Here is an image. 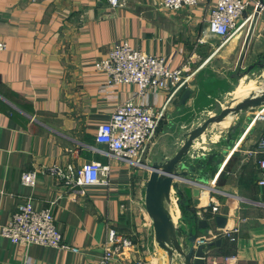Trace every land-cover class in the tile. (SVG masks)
I'll list each match as a JSON object with an SVG mask.
<instances>
[{"label":"crops","instance_id":"obj_1","mask_svg":"<svg viewBox=\"0 0 264 264\" xmlns=\"http://www.w3.org/2000/svg\"><path fill=\"white\" fill-rule=\"evenodd\" d=\"M122 1L111 8L105 0H0V40L6 46L0 51V230L30 198L35 210L52 209L62 243L77 249L21 248L0 235V264H99L110 229L134 243L128 260L155 263L157 246L144 206L148 166L173 156L183 141L181 129L217 114L227 104L224 97L235 106L242 98L231 96L234 68L246 70L264 56V13L254 14L224 41L206 31L217 0H196L194 7L178 11L165 10L161 0ZM247 1L245 17L257 0ZM124 41L164 58L171 70L182 69L190 78L170 102L162 93L150 96V111L163 109V118L142 167L117 162L106 145L95 141L99 126L136 92L134 85L109 86L97 67L114 44ZM185 90L190 94L181 104ZM262 114L264 109L255 113ZM230 125L226 120L209 127L208 140L223 145ZM263 134L264 122L256 116L243 121L242 132L234 134V144L207 181L210 189H200L197 198L191 195L184 224L192 216L209 224L207 234L195 227L198 239L220 230L212 217L195 216L209 206H217L216 216L226 218L224 228H239L235 242L217 239L220 244L206 253L205 264H264V187L256 183L261 155L250 154ZM206 141L202 137L193 146L194 159L200 150L209 154L200 148ZM91 162L108 166L106 184L75 187L61 176L68 167L77 171ZM53 167L59 175L45 172ZM32 170L37 176L29 188L20 176Z\"/></svg>","mask_w":264,"mask_h":264},{"label":"built area","instance_id":"obj_2","mask_svg":"<svg viewBox=\"0 0 264 264\" xmlns=\"http://www.w3.org/2000/svg\"><path fill=\"white\" fill-rule=\"evenodd\" d=\"M105 1L111 8H119L123 4L122 0ZM160 5L165 10L178 11L182 8L194 7L196 0H161ZM247 7V0H217L216 8L207 23V33L224 41L229 40L254 14L264 13V0H257L253 13L245 17ZM5 47V43L0 40V51ZM97 67L107 75L109 86L134 85L136 92L130 100L116 108L108 123L99 126L95 141L98 144L106 145L107 154L117 162L129 166H145L143 163L144 153L163 118V109L155 114L150 111V96L157 98L159 93H162L167 96L166 101L170 102L187 88L190 78L184 75L182 69L171 70L169 62L164 58L134 50L126 41L114 44L109 54ZM255 116L256 119L264 122V114ZM250 154L261 155L257 160L256 183L258 186L264 187V134L258 140L256 149ZM190 157L194 159L192 154ZM45 172L51 176L60 174V170L56 167ZM107 172L108 166L91 162L83 165L77 171L68 167L67 174H61V176L64 175L67 183L72 186L83 187L106 184ZM36 176V170L23 172L20 182L26 187L33 188ZM177 200V196L172 191L171 204L174 203L179 209V215L174 223L177 226H182L184 218L180 215ZM218 213L217 206H209L197 210L195 216H210L214 219L213 217ZM238 233V227L222 228L211 238H197L195 246H205L217 239L233 243L236 241ZM0 235L21 248L37 245L54 248L58 251L77 252V249L62 243V236L56 229L52 209L35 210L30 198L18 206L8 223L1 228ZM107 239L109 247L105 249L99 264H110L114 259L123 260L122 264H152L142 260H128L127 257L134 250L135 245L128 238L119 236L114 229L108 231Z\"/></svg>","mask_w":264,"mask_h":264},{"label":"water","instance_id":"obj_3","mask_svg":"<svg viewBox=\"0 0 264 264\" xmlns=\"http://www.w3.org/2000/svg\"><path fill=\"white\" fill-rule=\"evenodd\" d=\"M255 68L264 73V56L251 64L245 71L239 73V78L251 73ZM264 84V76L262 79ZM190 94L185 90L180 98V103L184 104ZM225 98V97H224ZM233 100L227 102L215 115L202 119L194 125H188L181 129L182 143L178 150L170 158H161L151 162L149 167L150 176L145 183L144 206L149 219L152 222L154 241L157 246V259L155 264H205L206 253L213 246H219L220 240L208 243L205 246H195L197 235L195 227L209 232V224L206 220L196 221L191 217L189 223L177 226L170 215L171 194L177 196V205L183 207L188 212V204L191 195L197 198L200 189L209 190L207 181L214 177L224 156L227 155L234 144V134L242 132L243 121L249 123L255 117V113L264 109V86L250 92L246 97L232 106ZM249 113V116L237 120L241 114ZM229 120L231 125L224 129L225 138L223 145L220 142L212 143L208 140L213 132L209 127L217 126L219 123ZM205 137L207 140L201 144L200 148L209 150V154H203L194 160L190 157V152L198 139ZM209 170H207V168ZM178 183L195 186L194 190L179 186ZM194 205H198V200H193ZM183 217V211H180ZM214 223L217 228L225 227L226 218L215 216Z\"/></svg>","mask_w":264,"mask_h":264},{"label":"bare ground","instance_id":"obj_4","mask_svg":"<svg viewBox=\"0 0 264 264\" xmlns=\"http://www.w3.org/2000/svg\"><path fill=\"white\" fill-rule=\"evenodd\" d=\"M248 76H245V77L241 78L238 81V84L233 89V91L231 93V96L234 99L238 100L240 98H244L250 92H253V91H256V90L260 89L259 86L257 85V82H256L255 79L251 78L249 80H246L247 79L246 77H248ZM262 76H264V73L262 74ZM214 139H216V137H214ZM170 215L172 216L173 221H176V218L179 215V209L174 203L170 205Z\"/></svg>","mask_w":264,"mask_h":264},{"label":"rangeland","instance_id":"obj_5","mask_svg":"<svg viewBox=\"0 0 264 264\" xmlns=\"http://www.w3.org/2000/svg\"><path fill=\"white\" fill-rule=\"evenodd\" d=\"M244 68H246V66ZM243 71H245V70H243V68H241L240 66L238 67V65L234 68L233 82H232L233 87L232 88H234L238 84V81L241 79V78H239V73H242ZM262 74H263V72L260 71V70L257 71V69H256L255 73H253V75L250 74V73L248 74L250 76V78L256 80L257 85L259 86V88H261L262 86H264V84H262V79H263ZM248 75H246V76H248ZM223 99L227 100L226 102H229L231 98L230 97L229 98H226L225 97Z\"/></svg>","mask_w":264,"mask_h":264},{"label":"trees","instance_id":"obj_6","mask_svg":"<svg viewBox=\"0 0 264 264\" xmlns=\"http://www.w3.org/2000/svg\"><path fill=\"white\" fill-rule=\"evenodd\" d=\"M180 210L183 211V213H185V211L183 210V207H180Z\"/></svg>","mask_w":264,"mask_h":264}]
</instances>
